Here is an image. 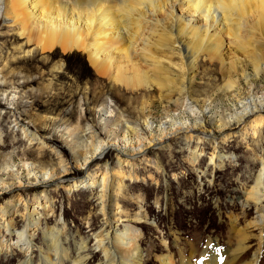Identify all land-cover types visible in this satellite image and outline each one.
Returning <instances> with one entry per match:
<instances>
[{
    "label": "bare ground",
    "instance_id": "6f19581e",
    "mask_svg": "<svg viewBox=\"0 0 264 264\" xmlns=\"http://www.w3.org/2000/svg\"><path fill=\"white\" fill-rule=\"evenodd\" d=\"M2 26L17 38L19 46L12 52L0 46V118L9 115L11 135L10 147H5L7 136L0 124V256L11 255L17 247L23 252L18 264H33L34 253H39L40 264H147V245L136 224L153 227V222L156 229L159 225L147 212L143 195L129 186L139 177L144 179L134 169L136 164L154 165L147 158L150 150L180 137L192 153L194 170L199 167L198 175L206 179L207 184L199 186L204 192L215 185L222 160L235 162L234 156L219 155L215 148L208 167L198 165L205 152L199 144L209 140L219 144V136L204 126L213 102L202 97L196 85L203 64L221 76L216 86L222 94L237 99V93L247 89L248 96L230 110L229 120L223 122L224 114L211 127L223 139L229 136L225 132L232 123L240 127L251 122L248 126L258 138L253 140L254 147L261 153L256 154L260 169L243 185L238 201L243 212L251 207L253 213L243 226L238 227L239 219L233 221L235 247L223 249L218 241L209 239L201 260L194 259L197 249L193 243L188 255L180 251V257H175L168 245L154 258L158 264H236L254 248L243 264L259 263L264 249V91L259 87L264 77V0H0V36ZM77 53L87 59L96 78L94 88L87 83V74L77 72L68 62L71 57L80 61ZM40 54L44 66L51 68L45 94L49 97L63 89L60 81L68 79L80 98L68 105L79 111L77 125L61 130L60 137L69 146L78 142V151L66 145L71 169L64 164L61 151L51 147L55 146V127L60 129L63 124L58 119L64 121V117L47 101L48 116L37 124L30 113L38 106L24 104L31 96L30 83L46 73L29 66ZM138 98L158 101L175 116L168 115L157 125L146 116L147 107L132 120L135 115L125 114L118 102ZM186 112L194 121H175ZM18 134L26 141L24 151L14 146ZM31 145L36 155L29 151ZM49 153L58 157L56 166L41 163L42 156ZM109 153L115 158L107 162L104 156ZM124 167L131 169L123 172ZM73 168L87 175L67 191L90 189L102 226L94 227L89 217V235L75 240L71 248L67 246V222L46 191L69 181L64 177ZM29 187L44 189L32 200H16V190L25 194ZM130 197L137 200L135 215L126 209ZM19 216L21 228L16 227ZM48 217L56 219L54 226L47 223ZM39 234L43 247L36 245ZM72 249L76 257L71 256Z\"/></svg>",
    "mask_w": 264,
    "mask_h": 264
},
{
    "label": "rangeland",
    "instance_id": "374dc122",
    "mask_svg": "<svg viewBox=\"0 0 264 264\" xmlns=\"http://www.w3.org/2000/svg\"><path fill=\"white\" fill-rule=\"evenodd\" d=\"M0 46H2L5 51L9 52H12L19 46L17 38L4 26L1 28ZM76 55L80 61L71 57L68 58V62L77 72H82L81 74L84 75L87 74L85 79L89 86L94 88L96 85V78L92 75L86 57L81 53H77ZM44 64L45 60L40 54L37 55L35 61L29 65L33 67L37 66L41 71L46 73L44 74L45 76L41 75L40 77V75H38L36 79H34L35 82L30 83L29 88H31V90L28 88V94L31 96H29V99L27 98L24 100V104L35 103V105L38 106L36 107L37 110L30 113L32 119L37 124L41 123L39 121L43 116H48L46 111L49 108L44 107V102L47 101L51 102L52 108L55 106V108L58 109L57 114L62 118L64 117V121L58 119V122H63V124L60 123L62 126L60 129L55 127L54 131L57 133L53 137V143L55 146L52 145L51 147H57V149L61 151L64 164H69L68 168L70 167L71 169L72 162L71 160H68L69 150L67 146L70 150L73 149L78 151V142H74L69 146L60 137L61 130L65 131L66 128H74L77 125L80 115L79 111L68 105L69 102H77L80 98L76 91L70 87L68 79L60 81V84L62 83L63 85V89L59 90L58 88L56 93H53V95L48 97V95L45 94L46 89L44 85L47 84L46 78L49 76L51 68L50 66H44ZM208 68L207 65L202 64L195 80L197 87L200 88L199 94L204 98H209L210 101L213 102L212 113L205 117L204 126L207 130L216 134V137L219 136V144L217 143L215 146V144L212 143V140L199 144L201 146L200 149L204 148L205 152L200 150V152H203V156L200 158L198 165H200L201 168L208 167L209 157L212 155L215 148L219 151V155H226L229 157L234 156L235 162L230 159L229 162L227 161L228 159L222 160L223 165L221 169L216 172L214 177L215 185L212 189H208V191L204 192L199 189V186L201 184V187L203 188L205 184H207L205 181L206 179H202V177L198 175L196 169L199 167H196L194 170L195 166L191 160L192 153L187 150L184 140L182 138L180 139V137H176L166 144L150 150L147 158L154 162V165L146 164L145 162L144 164L143 162L136 164L134 169H137L144 179L141 180V177H139L138 181L131 182L130 185L128 182V185L130 187L133 186L132 190L134 192L137 191L136 193H141V195H143L147 212L151 215V219L159 225L158 229H156L153 222H151L153 227L150 223H148V225L144 223L136 224L140 226L143 234L142 239L144 240V244L146 243L147 245V264H158L157 259L154 258L155 253L163 251L165 246L168 245L170 246L173 255H175V257H180V251H184V253L188 255L191 249V243L195 244L197 249V255L194 258L195 260H201L200 253L203 248H205L207 240L209 239L218 241L220 247L223 249H228L230 248L229 246L235 247L236 239L232 234L233 221L239 219L238 227L243 226L245 222L250 219L248 214L253 213L251 207L246 208L248 210L243 212L238 201L241 197V189L243 185H248L249 182L247 181L252 178L251 175L260 169V165L258 164V161H256V154L261 153L259 152L258 147H254L253 140L255 137L248 126L251 122L240 127H237L235 123H232L230 129L225 132V134H228L229 136L223 139L222 135H220V131L211 127L214 126L215 119L219 120L224 114L223 122L229 120V115L233 113L231 111L235 109L236 105L239 104V101H244L248 96L247 89H242L238 92L237 94L239 98L237 99L231 95L222 94L216 86L218 82L220 83L221 76L217 70L210 71ZM245 86H247V84ZM259 87L264 91V77L259 81ZM99 91L100 89H97V93H99ZM106 93L110 96L107 90ZM118 104L121 109L126 111L125 114L131 115V117L135 115L132 117V120H135L137 114L147 107H150V109L147 110L146 116H151L157 125L162 123L168 115L175 116L174 111L168 112L160 102L158 103V101L149 100L147 98H144V100L141 98L124 99L121 103L118 102ZM84 110L85 107H83V111ZM131 117L127 118L131 120ZM24 118H26L25 115ZM95 119H99L98 115L95 116ZM174 119L176 122L187 120L194 121V117L188 112L184 113L183 116L181 115L180 119ZM9 122L10 117L7 114L0 118V124L6 129H4L7 136L5 147H10L9 141L11 140V135L10 131L7 129ZM244 134H249V137L247 136V139H245ZM16 138L17 139L14 142L15 148L20 151L27 149L25 148L26 141H24L19 134ZM261 143L264 144V140H262ZM32 147L33 145H31L29 151L34 152L36 155L37 150ZM52 154L54 155V153ZM52 154L49 153L43 155L41 163L47 164V166H56L58 157L56 158ZM113 158L115 157L112 153L105 154L104 156V159L107 162L112 161ZM50 160H53L54 163ZM159 168L164 169L163 174L159 173V170H157ZM129 169L131 168L124 167L123 172H127ZM73 172L64 177L69 181H65L60 186L49 188L46 191L54 200L56 211L60 214L62 213L67 222L66 226L68 228L66 230V237L69 238L67 246L71 248L74 247L75 240L89 235L86 229L89 217H91V223L94 227L100 228V226H102V217L97 213V207L96 204H94L95 201L91 198L90 189L78 188L72 191H67V188H70L72 183L82 180L87 175L83 170H77L74 168ZM150 174L153 176L152 180L148 178V175ZM42 189L44 188L29 187V191L25 194L21 189H18L15 193L16 200L19 197L32 200L41 193L39 191ZM130 199V203H125L127 205L126 209L130 214L135 215L137 200H135L134 197H130ZM157 202L160 203L159 207ZM1 204L2 202L0 201V206ZM20 208L22 207L20 206ZM46 221L48 224L54 226L56 219L48 217ZM16 227H22L21 216L17 218ZM72 238H74V241ZM43 243L44 239L42 238V235L39 234L36 245L43 247ZM89 245L93 251V242H89ZM254 250V248H250L239 261H236V264L245 263L252 257ZM22 253L23 252L19 251L17 247H13L11 255L0 256V264H18ZM70 254L71 256L76 257L75 249L70 250ZM33 256V264H40L41 260L39 253H34ZM99 258L100 257L97 259ZM94 261L96 263V260ZM258 264H264V249L262 250Z\"/></svg>",
    "mask_w": 264,
    "mask_h": 264
}]
</instances>
